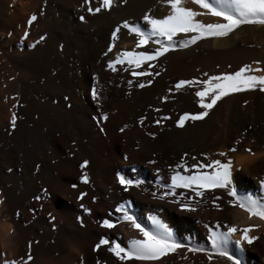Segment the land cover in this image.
Returning <instances> with one entry per match:
<instances>
[{"label": "bare ground", "instance_id": "obj_1", "mask_svg": "<svg viewBox=\"0 0 264 264\" xmlns=\"http://www.w3.org/2000/svg\"><path fill=\"white\" fill-rule=\"evenodd\" d=\"M159 3L113 0L109 10L89 14L87 9L98 7V0L87 5L84 0H0V264L5 260L22 264L28 255L32 257L28 264H120L106 248L95 253L92 248L101 235L122 246L130 238H139L127 223L111 230L99 227L105 218L115 223L120 215L115 207L122 203L145 227H151L149 217L158 219L172 239L184 246L154 264H231L214 252L210 239V231L226 232L231 226L251 227L248 234L257 239L250 245L242 242L238 249L235 241L240 234H232L226 245L229 254L242 264H264V221L249 218L230 203L232 197L226 191L215 189L204 197L185 192L193 200L182 197L180 202L196 211L181 210L180 202H171L174 197H153V193L159 196L166 191L156 187L157 176L162 184L168 183L170 169L181 156L189 168L196 161L227 163L232 156V189L241 198H248L251 189L256 200H264L260 189L264 179V94L250 96L245 104L236 101L232 106L231 100L226 101L222 120L214 107L203 120L186 121L177 128V113L202 109L193 95L195 88H173L176 78L201 66L195 63L242 59L259 62L264 68V29L247 27L227 39L202 40L169 51L150 62L154 63L151 70L160 73L153 83L136 88V83L152 77L133 78L127 64L116 65L117 72L106 70V61L117 52L135 48V35L121 30L112 52L102 53L117 25L128 21L146 27L145 12L154 18L166 15L168 8L159 9ZM190 4L191 0H184L185 7ZM31 15L36 20L28 24ZM80 16L85 17L84 22ZM41 36L45 39L40 40ZM150 46L154 45L142 48ZM93 75L99 105L89 95ZM163 96L167 99L161 102ZM166 111L171 117L159 125L154 123ZM13 114L17 117L14 129L9 125ZM101 114L107 115L106 121L92 119ZM141 116L144 121L138 123ZM84 160L88 161L83 171L89 184L79 180V164ZM116 173L143 183L125 192L115 181ZM182 191L176 189V195ZM81 192L86 195L78 201ZM217 196L220 199L214 200ZM81 204L90 210L87 214ZM189 247L203 251L192 253Z\"/></svg>", "mask_w": 264, "mask_h": 264}, {"label": "snow or ice", "instance_id": "obj_2", "mask_svg": "<svg viewBox=\"0 0 264 264\" xmlns=\"http://www.w3.org/2000/svg\"><path fill=\"white\" fill-rule=\"evenodd\" d=\"M123 2V0H121ZM167 6L168 12L162 18H154L148 12L143 15V21L145 26H137L135 24H129L128 21L123 22L121 25H117L111 31L109 43L107 44V51L102 55L107 56L112 52L115 42L119 39L118 33L121 29H126L127 32L136 37L135 48L132 50H121L116 53L115 57L106 61V70L117 72L116 65L123 66L127 64L132 71L129 74L135 77H152L159 76V72L148 71L154 67V63L159 57H162L169 51H175L177 49H185L191 45L196 44L202 39L208 37H226L233 30L239 28L242 25H260L264 26V0H191L192 4L197 5L204 12L194 11L192 8L184 6V0H158ZM90 0H84V4H89ZM99 6L87 9L89 14L99 13L101 10H109L112 7L113 0H98ZM211 15L212 17H219L223 22L221 23H202L198 19L201 15ZM36 20L35 15L29 16L27 23L31 24ZM79 20L84 22L85 17L80 16ZM178 34H184L185 38H179ZM27 35V33H25ZM178 37L177 39H173ZM45 37L41 36L40 40H44ZM144 45H156L151 51L145 49L137 51ZM31 47V45H30ZM259 64V62H256ZM142 65H146L142 68ZM135 69H140L135 71ZM164 69H160L163 71ZM264 71V68L256 67L251 68L248 65L241 66L238 70L231 73H220L218 75H208L205 79H181L177 81L173 88L180 90L187 86L189 88L195 87L193 95L196 97V103L202 111L194 113L185 112L175 120V126L181 128L186 121H199L203 120L218 101L222 98L234 94L242 93L246 91L258 90L264 93V75H255L252 73H258ZM153 83V79H147L144 82H138L135 84L136 88H144ZM93 87L89 90V95L94 103L99 105L100 97L98 95V89L95 87L96 77H92ZM129 87L133 86L132 80L128 81ZM67 99V98H65ZM161 102L167 99V96L160 98ZM246 103V102H245ZM16 107V105H13ZM99 110V108L97 109ZM153 111H159V109H153ZM17 117L13 114L9 125L12 129L15 128V122ZM93 120L99 119L100 121H106L107 115L101 114L99 117L93 116ZM168 116L160 117L155 121L157 125L163 121L168 120ZM144 117L141 116L138 123H142ZM98 127H100L98 125ZM127 127V125H125ZM100 131L103 132V128L100 127ZM119 131L123 132L124 128H120ZM151 136H155V133H146ZM234 151V149H230ZM247 151V149H246ZM220 156H224V152L219 153ZM195 160V158H193ZM208 158L205 157V160ZM150 163H152L150 161ZM88 164L87 160H84L79 164V168L82 170L79 180L82 184H89V177L85 171H83ZM178 169H182L183 172ZM231 162L221 163L220 160L212 159L207 163H200L196 161L191 167L186 166L184 156H181L180 162L177 163L174 168L170 169L171 175L169 182L162 184L160 177L157 176L156 187H162L166 189L159 196L153 193V197L157 199H165L166 197H174L172 203L180 202L181 198H185L186 201H192L193 195L185 196V192H191L195 197H204L206 192H211L215 189H222L226 191L229 197H232L233 203L242 209L249 218L258 217L260 220H264V200L258 201L251 197L241 198L232 189L231 179ZM115 181L121 186L123 191L127 192L130 188L139 187L143 181L138 179H129L120 173H116ZM76 187L75 184L72 185ZM176 189H184L176 195ZM260 189L264 191V179L260 180ZM86 193L81 192L76 197L79 201ZM37 200L40 197H36ZM214 200H219L220 197H214ZM95 202V197H93ZM180 208L183 211H196L194 207H191L187 202H180ZM85 214L90 210L85 208L83 204L80 205ZM115 212L120 215L116 217L115 223L110 219H102L99 221V227L102 229H113L116 224L127 223V225L135 230L139 234V238L133 237L127 240L126 246H122L116 239H109L105 235H101L97 243L94 244L92 251L95 253L97 250L106 248L107 253H110L116 261L120 264H126V262H139V264H154L169 253L176 252L177 249L184 247L172 239L168 229L155 217H149L151 221V227L143 226L138 220L131 215L126 203L118 204L115 207ZM112 216V213H108ZM77 221H80V217H76ZM251 227H244L238 229L235 226L227 227L226 232H212L210 231V239L214 252L225 257L231 264H242L238 258L233 254H229L226 245L230 242L232 234L239 232V239L235 241L236 247L239 249L242 242L246 244H252L257 239L255 236H250ZM189 252L195 253L197 251H203V249L189 247ZM32 259L31 255H28L23 259L22 264H28V261ZM4 264H17L15 260H5ZM99 264V261L97 262Z\"/></svg>", "mask_w": 264, "mask_h": 264}, {"label": "rangeland", "instance_id": "obj_3", "mask_svg": "<svg viewBox=\"0 0 264 264\" xmlns=\"http://www.w3.org/2000/svg\"><path fill=\"white\" fill-rule=\"evenodd\" d=\"M160 5H162L163 3L162 2H160L159 3ZM157 5V6H159L158 8L159 9H164V6H165V8L167 7L166 5H162V6H160V5ZM191 5V6H190ZM190 5H188V6H186V7H192V9L194 8L193 6H194V4H193V6H192V4H190ZM196 7L193 9L194 11H199V12H204V11H201V9L197 6V5H195ZM189 7V8H190ZM197 8H199V9H197ZM165 10H168V9H165ZM204 16L207 18L206 19V21L205 20H203L204 19ZM208 16V17H207ZM199 18H200V20H199V18H196V19H198L200 22H202V23H221V22H223L222 20H221V18H219V17H216V18H214V17H212L211 15L209 16L208 14H205V15H202L201 17L200 16H198ZM212 18H214V19H212ZM247 27H254V28H262V29H264V26H260V25H242V26H240L239 28H241V29H239V28H237V29H235V30H233L234 32H232V33H229V35H228V37H230L231 35L233 36L234 34H236V32L237 31H240V30H243L244 28H247ZM123 32H125L126 33V29H121ZM124 30H126V31H124ZM234 33V34H233ZM231 34V35H230ZM179 36H181V38H185L184 37V34H179ZM178 36V37H179ZM178 37H176V38H174V39H177ZM180 38V37H179ZM227 39V36L226 37H208V38H206V39H202V40H209V39ZM202 40H200V41H202ZM200 41H198V42H200ZM197 42V43H198ZM154 47H156V45H154V46H150V47H146V48H141V50L140 51H142V50H145V49H147V50H152V48H154ZM240 60V61H239ZM239 60H235V61H229V60H227V61H229V62H227V61H222V63L221 62H218V63H214V62H210L209 63V61L207 62H205L204 64H201V63H195V65L196 66H198V65H201V66H199V67H196L195 68V71H194V73L195 72H197L196 74H194V73H192V74H186V76H184V77H182V76H180V77H178V78H176L174 81H175V83L177 82V81H179V80H181V79H193V77L194 78H196V79H205L206 78V76L204 75L205 73L206 74H208V75H218V74H220V73H231V72H234V71H236V70H238L241 66H244V65H248L249 67H251V68H256V67H260V65L259 64H256V62L253 60H250V61H248L249 62V64H248V62L247 61H245V60H242V59H239ZM242 60V61H241ZM239 62H240V64H239ZM252 62V63H251ZM253 62L255 63V65L253 64ZM223 63H225L224 65H223ZM229 63V64H228ZM231 63V64H230ZM217 64V65H216ZM226 64H228V65H226ZM236 64V65H235ZM238 64V65H237ZM251 64V65H250ZM205 67H204V66ZM207 65V66H206ZM213 65H214V67H213ZM223 65V66H222ZM192 66H194V65H192ZM217 66V67H216ZM145 67V66H144ZM220 67H222V69H220ZM209 68V69H208ZM199 69V70H198ZM203 69H204V71H203ZM206 69V70H205ZM211 69V70H210ZM215 69H216V71H215ZM198 70V71H197ZM148 71H152L151 69H148ZM200 71V72H199ZM154 72V71H153ZM155 72H158V71H155ZM211 72V73H210ZM213 72H215L214 74H212ZM264 72V71H263ZM198 73H200V74H198ZM194 74V75H193ZM203 74V75H202ZM252 74H255V75H264V73L262 74V73H252ZM200 75V76H199ZM188 76V77H187ZM191 76V77H190ZM182 77V78H181ZM198 77V78H197ZM151 79H153V81H154V78H151ZM177 79H179V80H177ZM186 79V80H187ZM174 83V84H175ZM194 88L195 87H193V88H189V89H191V90H194ZM169 90V88L167 89V91ZM195 90H196V88H195ZM194 90V91H195ZM169 92V91H168ZM252 92H253V95H251L252 94ZM254 92H256V93H254ZM257 92H259L258 90H254V91H246V92H242V93H234V94H230V95H228V96H226V97H224V98H222L220 101H218L217 102V104L214 106L216 109H217V111H218V114L220 115V116H218L219 117V120H222L221 118H223V113H224V105L226 104V101H232V106H233V104H234V102H236V101H238V102H240V103H242V104H245V102L247 103L249 100H250V96L252 97L251 99H253L254 97H260V95L262 94L261 92H259V93H257ZM261 93V94H260ZM256 94V95H255ZM264 94V93H263ZM247 98H249L248 100H246ZM213 107V108H214ZM211 110V109H210ZM209 110V111H210ZM165 112V111H164ZM220 112H222V114L220 113ZM170 112H167L166 111V113H163L162 112V115L160 116V117H163V116H165V114H168V115H166V116H168L169 118L171 117L170 116V114H169ZM183 113H185V111L184 112H179V113H177L175 116V119H177V118H179V116L181 115V114H183ZM159 117V118H160ZM159 118H156V119H154L153 121H154V123H155V121L156 120H158ZM249 128V127H248ZM233 158L234 157H232V156H228L227 157V162H232L233 161ZM120 170H123L122 168L120 169ZM244 195V194H243ZM248 197H251V198H253V199H255V196H254V193H253V191L250 189L249 190V192H248ZM263 198H264V191H263ZM131 199V198H130ZM262 221H264V220H262Z\"/></svg>", "mask_w": 264, "mask_h": 264}]
</instances>
